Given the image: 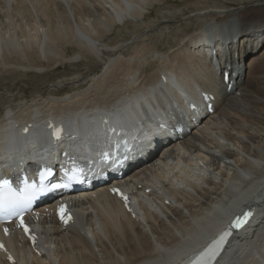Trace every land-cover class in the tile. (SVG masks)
<instances>
[{"label":"bare ground","instance_id":"bare-ground-1","mask_svg":"<svg viewBox=\"0 0 264 264\" xmlns=\"http://www.w3.org/2000/svg\"><path fill=\"white\" fill-rule=\"evenodd\" d=\"M198 1L204 0H0L3 81L49 75L58 63L96 60L101 65L86 88L39 93L3 110L0 175L15 177L69 159L98 165L83 171L86 182L126 173L114 184L127 185L138 202L129 214L108 186L70 195L73 225L62 229L47 216L39 223L43 256L26 250L18 235L6 240L15 264H179L248 205L256 208L253 224L234 238L217 264H264V87L257 88L264 79V47L250 54L254 41L256 46L264 40V16H259L264 4L205 7ZM185 3L195 11L188 18L203 22L160 53L148 44L146 28L162 26L157 33L164 37L163 31H172L166 24L182 16L170 9ZM128 26L135 42L106 40ZM211 46L216 58L208 55ZM226 72L234 82L231 92ZM78 83L74 77L67 84ZM64 84L60 80L51 87ZM201 92L215 97L213 114ZM137 99L142 108L136 107ZM141 112L146 122L137 119ZM173 118L192 126L186 137L173 139L161 130ZM50 124L66 130L59 145L49 141ZM26 127L30 131L23 136ZM123 142L137 145L120 169L107 166L101 172V156ZM147 190L151 193L143 197ZM7 259L0 254V264H9Z\"/></svg>","mask_w":264,"mask_h":264},{"label":"rangeland","instance_id":"rangeland-1","mask_svg":"<svg viewBox=\"0 0 264 264\" xmlns=\"http://www.w3.org/2000/svg\"><path fill=\"white\" fill-rule=\"evenodd\" d=\"M188 1L190 2V0H188ZM256 2H261V4H264V0H204L201 2L198 1L195 4L202 5L205 7H208V6L213 7V6H218V5L220 6L221 3H224V4L232 6L234 8H239L241 6L245 7L247 5L252 6V5L256 4ZM190 3H192V2H190ZM192 4H194V3H192ZM188 7H189V3H185L183 5H177L174 8L170 9V11L173 14L176 12L175 13L176 15H182L183 17L181 16L177 19L175 18L174 19L175 22L173 21L174 23H171V24L167 23L166 24V25L171 27L172 31L168 32V33H166V30L163 31V33L165 32L164 37H161L157 33V30H161L162 26H157V24H152V26H149L148 28H146V29L150 30V32H148V35L150 36V40L148 41V44L149 45L152 44L155 47V50L159 51L160 53H164L162 50H165L166 47L168 48L169 47L168 45H170L171 43L176 42L177 40L182 38L183 34H188L189 32H191L192 28H195V29L198 28L199 24L201 25L203 21L200 19L197 20L196 17L188 18L189 15H192L195 13L194 10L192 11ZM245 8H247V7H245ZM242 9H244V8H242ZM258 14H261V13H258ZM251 15L252 14H248V17H250ZM259 16H264V14L259 15ZM146 21L148 23H150L153 21V18H149ZM154 26H157V27L153 28ZM234 29L237 30V28H234ZM130 30H132V27L128 26V31L123 30L120 33V35H118L119 38L117 35H115V36H112L110 38H107L106 40L108 42H110L111 44H114L115 42H117V40L118 41L120 40L122 42H124V41L135 42L136 39H133V38L136 35H132V33H130ZM252 38H254V37H252ZM254 44H255V41L252 44V46L250 47V54H251V49H252V52L262 50L264 47V40L261 42H257L256 46ZM61 47H63V46H61ZM172 47H170V48H172ZM65 49H68V46H65ZM130 53L128 51L127 53H125V55L130 56L131 55ZM69 54H70V52H69ZM227 55L231 58L230 54H227ZM111 57H113L112 53L106 54L103 56L104 59H108ZM241 58L244 59L242 54H240V60H241ZM60 59H58V61H60ZM248 59L246 60L244 65L247 63ZM92 61L82 62V63L81 62L80 63H72V64H68V65H64V64L61 65V63H58L56 68H54V71L50 72L49 75H41V74L33 75V74H30V75H27L28 76L27 79H16V78L13 79L10 76H5L6 80H4V81L2 80L4 78H0V118L2 117L1 113H3V110L5 111L7 109V107H10L13 102L16 103L22 99H28L29 100L31 97L38 95L39 93H42L44 95H46L48 93L49 94L50 93L59 94L58 92L60 91L61 95H63L64 93H71V92L86 88L90 84V79H91L90 76L92 75V77H93L95 75L100 74V72H101V65H99V63L96 60L94 63ZM239 64L241 65V69H242L243 64H241V63H239ZM263 66H264V64L261 66V69H263ZM222 72H223V68L220 69L218 72L219 78H220V75ZM242 74H243V72H242ZM242 74H241V78H242ZM41 76H43V77H41ZM74 77L78 78L79 83L77 85L67 84L69 82V79H72ZM60 80H64L66 82V84L61 85L63 87H60V89L54 88L53 86L51 87V85L53 83H55L57 81L60 82ZM262 80H264V79H262ZM262 80L260 81V85H259L260 87L257 86L258 89H261L264 87V81H262ZM227 93H229V92H227ZM136 107L142 108V103L139 104L138 99H137ZM148 107L152 111L156 110V108L153 107L151 104H149ZM130 114L132 115L131 111H130ZM163 115L164 114L162 113L161 117H163ZM136 117L138 120L146 122V120H145L146 118H143V120H142V112L139 113V115L136 114Z\"/></svg>","mask_w":264,"mask_h":264},{"label":"snow or ice","instance_id":"snow-or-ice-1","mask_svg":"<svg viewBox=\"0 0 264 264\" xmlns=\"http://www.w3.org/2000/svg\"><path fill=\"white\" fill-rule=\"evenodd\" d=\"M0 188H9L8 181L6 180L3 181V183L0 184ZM249 215L250 213H246L243 218H237L233 227H237V228L242 227L243 224L247 222V218ZM62 219H63V216H62ZM21 227H24L23 221H21ZM27 231L28 229L25 227V232ZM30 239H34V238L30 237ZM223 243H224V237H221L218 243L214 244L211 248H209L206 252L202 254L201 259L198 262V264H212L213 259L218 255L220 247L222 246Z\"/></svg>","mask_w":264,"mask_h":264}]
</instances>
